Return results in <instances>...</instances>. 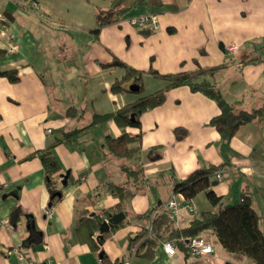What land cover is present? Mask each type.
I'll use <instances>...</instances> for the list:
<instances>
[{"label": "crops", "instance_id": "0c3cea01", "mask_svg": "<svg viewBox=\"0 0 264 264\" xmlns=\"http://www.w3.org/2000/svg\"><path fill=\"white\" fill-rule=\"evenodd\" d=\"M110 2L0 0L4 27L16 45L0 68L18 75L16 82L0 76V264L6 259L16 264L14 255L3 256L10 248L37 263L100 264L99 251L109 263L126 259L128 235L144 225L135 215L164 203L175 179L208 165H223L221 180L210 186L223 204L245 202L264 218V0H124L117 21L93 39L87 29L94 27L95 10L107 9ZM145 13L156 15L157 27L128 23ZM232 41L241 50L227 63L223 47ZM6 43L0 37V49ZM113 56L135 69L152 66L159 73L221 66L214 80L225 100L239 109L259 110V115L223 143L210 124L219 112L212 99L187 86L166 91L161 105L141 114L139 127L125 128L130 136H140L139 157L131 165L142 168L146 182L126 201L123 220L93 250L89 225L75 227L81 218L102 219L103 211L117 203L107 186L126 178L101 146L106 135L117 137L120 128L110 119L86 130L77 142L53 148L60 169L52 186L59 196L46 187L38 156L23 158L86 125L93 114L112 113L165 86L144 74L140 94L111 93L110 85L123 75L120 68L103 66ZM70 107L76 117L66 114ZM176 128L184 131L181 139ZM196 199L200 211L182 209L177 227L217 208L203 193L190 202ZM15 208L18 212L11 215ZM95 233L100 234L94 231L92 239ZM200 236L212 245L211 254L193 257L176 247L175 255L168 256L159 243L141 247L131 264H254L245 256L228 255L211 230Z\"/></svg>", "mask_w": 264, "mask_h": 264}, {"label": "trees", "instance_id": "16d2710c", "mask_svg": "<svg viewBox=\"0 0 264 264\" xmlns=\"http://www.w3.org/2000/svg\"><path fill=\"white\" fill-rule=\"evenodd\" d=\"M123 4L124 0H111L107 9L95 10L94 27L87 29L93 39L98 37L102 27L117 21V14ZM5 54L6 51L0 49V61ZM103 66L116 67L123 70V75L115 79L109 87V91L113 94H140L143 88L142 78L144 74L164 81L165 86L153 93L138 97L133 102L123 105L112 113L93 114L90 122L86 125L63 132L61 136L53 139L43 149L24 157L23 160L35 155L38 156L44 171L46 187L51 195H54L57 191L52 186V178L53 174L60 169V165L53 155V148L61 142H77L86 130L107 120H113L121 132L117 137L106 135L101 147L107 158L114 159L119 163V169L124 174L126 181L123 184H108L107 189L117 198V203L114 207L103 211L106 218L118 212L126 214V201L146 182L142 168L131 165L139 157L140 136H130L125 131V128L139 127L141 114L161 105L166 91L178 86H187L192 92H200L212 99L219 112L211 118L210 124L217 131L223 143L230 141L239 126L255 120L259 115V110L248 111L239 109L225 100L214 80V75L220 70L221 66L197 67L190 71H178L175 73H159L152 66H149L145 71L135 69L115 56L112 57L108 64ZM0 76L7 78L10 82L18 80L17 72L13 69L1 70L0 68ZM129 85L134 86L133 90L129 89ZM66 114L69 117L77 116L75 108L71 107L67 109ZM175 135L177 139H181L184 131L176 128ZM221 166L223 165H208L204 168L195 169L183 179H175L172 185V191L181 194L185 199L191 200L197 194L203 193L207 201L212 206L217 207L215 210L202 211L192 218L187 226L177 227L165 215L164 211L154 213L156 207L160 205L158 203L145 212L135 215V218L144 225L135 234L128 235L127 252L139 240L141 241L138 245V251L141 247L152 249L155 245L168 239L200 236L201 232L211 230L218 244L225 252L245 256L254 264H264V218L259 217L253 208L245 202L223 204L221 196L210 189L213 181L212 176L216 171L220 170ZM17 212L18 210L15 208L12 210L11 215H15ZM102 221L97 216H91V218L86 219L81 218L75 227L78 231L83 225H89L88 242L93 250H97L103 237L107 236L109 232L100 233L96 240L91 238L93 232L99 230V225ZM147 226H150L149 233ZM175 245L187 254L182 241L178 240ZM98 254L100 255V264H122L125 260V256H122L109 263L101 251Z\"/></svg>", "mask_w": 264, "mask_h": 264}, {"label": "built area", "instance_id": "2783aa9c", "mask_svg": "<svg viewBox=\"0 0 264 264\" xmlns=\"http://www.w3.org/2000/svg\"><path fill=\"white\" fill-rule=\"evenodd\" d=\"M5 17L0 13V37H4L7 39L6 53H12L16 50V45L14 43V34L11 32L6 31L4 27L5 23ZM128 23L130 25H134L137 27H144V26H151L152 28L157 27V17L153 13H145L143 15H140L138 17H132L128 19ZM241 50V46L237 42H228L224 45L223 51L225 55L226 62H232L235 60L237 55L239 54ZM47 133L50 132V129H45ZM213 181H220L221 180V170L216 171L213 176ZM185 209L190 214L196 213L195 206L190 202L189 199H185L181 194L179 193H172L171 196L164 202L161 203L156 209L154 210V213L157 211H164L165 215L171 219L174 223L178 220L179 212ZM102 220L107 222V218L105 216H101ZM148 233L150 232V226H147ZM98 236V233H95L93 235V238L96 240V237ZM180 240L184 243V248L188 255L190 256H205L209 255L213 252L212 245L207 242L203 237L201 236H191V237H182L180 239H168L161 243L163 252L168 256L175 255L176 251V242ZM141 240L137 241L133 246L130 247V249L127 252V258L123 261L122 264H131V260L134 258L136 253L138 252V245ZM10 255H14L17 262L16 264H55L50 259L46 260L43 263H37L31 258L27 257L26 255L22 254L18 249L16 248H10L5 249L3 252V256L5 258H8ZM4 264H13L8 259L5 260Z\"/></svg>", "mask_w": 264, "mask_h": 264}, {"label": "water", "instance_id": "95a60500", "mask_svg": "<svg viewBox=\"0 0 264 264\" xmlns=\"http://www.w3.org/2000/svg\"><path fill=\"white\" fill-rule=\"evenodd\" d=\"M134 86L133 85H129V89L133 90ZM217 181H212L211 185H216ZM54 195L59 196L60 193L56 192ZM53 195V196H54ZM124 218V213L123 212H118L115 213L113 215H111L110 217L107 218V222L102 221L99 225V232L103 233V232H107L110 229L116 227Z\"/></svg>", "mask_w": 264, "mask_h": 264}, {"label": "rangeland", "instance_id": "374dc122", "mask_svg": "<svg viewBox=\"0 0 264 264\" xmlns=\"http://www.w3.org/2000/svg\"><path fill=\"white\" fill-rule=\"evenodd\" d=\"M128 2H129V0H126V4H128ZM165 198V197H164ZM195 203H196V205H195ZM195 203L194 202H192V204L197 208V210L196 211H200V208L201 207H199L200 206V203H199V200H195ZM228 255H230V256H232V257H234L235 256V254H231V253H229Z\"/></svg>", "mask_w": 264, "mask_h": 264}]
</instances>
